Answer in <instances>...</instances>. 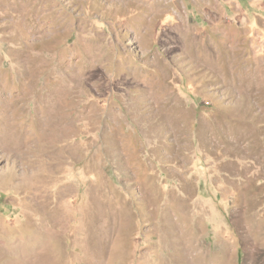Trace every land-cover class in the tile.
<instances>
[{
    "label": "rangeland",
    "instance_id": "rangeland-1",
    "mask_svg": "<svg viewBox=\"0 0 264 264\" xmlns=\"http://www.w3.org/2000/svg\"><path fill=\"white\" fill-rule=\"evenodd\" d=\"M8 263L264 264V0H0Z\"/></svg>",
    "mask_w": 264,
    "mask_h": 264
},
{
    "label": "bare ground",
    "instance_id": "bare-ground-1",
    "mask_svg": "<svg viewBox=\"0 0 264 264\" xmlns=\"http://www.w3.org/2000/svg\"><path fill=\"white\" fill-rule=\"evenodd\" d=\"M47 230V229H46ZM42 232V231H41ZM47 232H49V230L47 231ZM55 232V231H54ZM44 233H45V230H44ZM52 233V232H51ZM50 233V235H52ZM49 233H47V235H44L43 236V234L41 235L42 236V238L40 239V240H38L39 241V243H38V245H39V248H45V249H48V248H52L54 245H53V243H52V241H51V239H50V237H49V235H48ZM54 235V234H53ZM33 237V236H32ZM56 239V238H55ZM37 242V241H36ZM3 245V244H2ZM11 246V245H10ZM14 247V246H13ZM19 248V247H18ZM35 248V247H34ZM34 250H36V249H34ZM56 252V251H55ZM40 258V257H39ZM14 262V261H13ZM9 264V263H8Z\"/></svg>",
    "mask_w": 264,
    "mask_h": 264
}]
</instances>
